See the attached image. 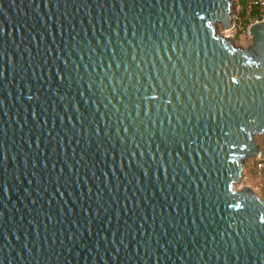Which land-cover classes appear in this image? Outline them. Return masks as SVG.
Wrapping results in <instances>:
<instances>
[{"label":"water","instance_id":"water-1","mask_svg":"<svg viewBox=\"0 0 264 264\" xmlns=\"http://www.w3.org/2000/svg\"><path fill=\"white\" fill-rule=\"evenodd\" d=\"M235 0H0V264H264V21Z\"/></svg>","mask_w":264,"mask_h":264},{"label":"rangeland","instance_id":"rangeland-1","mask_svg":"<svg viewBox=\"0 0 264 264\" xmlns=\"http://www.w3.org/2000/svg\"><path fill=\"white\" fill-rule=\"evenodd\" d=\"M219 31L223 36L234 37V44L240 47H248L252 44V36H243L237 34L234 30L224 31L222 26H219ZM257 143L262 148V157H264V135L256 136ZM258 158H252L246 161L242 181L234 185L235 189H241V187L249 186L255 193L264 201V170H259L257 167Z\"/></svg>","mask_w":264,"mask_h":264},{"label":"built area","instance_id":"built-area-1","mask_svg":"<svg viewBox=\"0 0 264 264\" xmlns=\"http://www.w3.org/2000/svg\"><path fill=\"white\" fill-rule=\"evenodd\" d=\"M236 13L234 15V30L243 36H252L250 28L256 23L264 21V0H235ZM257 168L264 170V157L258 158Z\"/></svg>","mask_w":264,"mask_h":264}]
</instances>
